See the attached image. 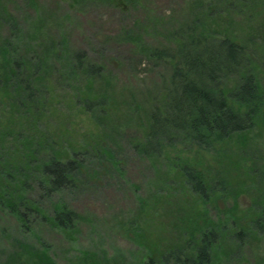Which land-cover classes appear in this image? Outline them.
<instances>
[{
	"label": "rangeland",
	"instance_id": "rangeland-1",
	"mask_svg": "<svg viewBox=\"0 0 264 264\" xmlns=\"http://www.w3.org/2000/svg\"><path fill=\"white\" fill-rule=\"evenodd\" d=\"M1 1L4 12L19 26L20 41L29 40L28 32L36 44L40 40L34 38L35 30L41 39L64 37L68 49L83 52L84 63L98 67L100 73L49 84L51 93L36 136L59 142L64 156L78 153L83 168L73 185L49 198L40 199V191L32 186L30 197L39 199L44 218L31 215L29 231L0 208V264H20L21 244L44 252L53 264H138L149 256L161 261L168 248L185 246L184 232L198 222L195 219L189 225L188 215L197 211L216 219L220 209L235 200L238 209L246 210L255 194L264 192L262 129H253L257 134L248 146L238 140L225 144L236 153L181 144L166 150L168 161L166 153L148 157L139 149L146 111L171 73L168 58L158 59L151 52L173 50L192 25L207 24L217 38L228 28L246 46L264 92V0H241L246 5L243 12L235 7L240 0H233L234 5L229 4L231 0ZM6 17L0 18L4 36L9 33ZM237 79V75L230 77L226 85L233 86ZM86 94L97 102L91 109L81 99ZM106 97L107 109L99 102ZM176 157L197 162L208 173L221 169L223 178L227 172L233 185L234 179L242 183L225 201L203 203L178 168H171ZM238 160L245 170L241 176ZM222 180L217 177L220 189ZM57 205L75 212L71 228L54 225ZM230 245L215 249L213 263L264 264V232L255 231L244 242L234 240ZM181 250L190 253L191 249Z\"/></svg>",
	"mask_w": 264,
	"mask_h": 264
},
{
	"label": "trees",
	"instance_id": "trees-1",
	"mask_svg": "<svg viewBox=\"0 0 264 264\" xmlns=\"http://www.w3.org/2000/svg\"><path fill=\"white\" fill-rule=\"evenodd\" d=\"M1 2L0 18L8 16L9 33L0 34V208L14 215L21 228L29 231L31 215L44 218L39 199L30 197L32 186L40 191V199L49 198L73 185L75 176L83 168V159L78 153L64 156L59 142L50 143L46 137L36 136L35 130L43 122L51 93L48 86L86 78V74L98 76L100 70L84 63L83 52L70 51L64 37L41 39L35 30L34 38L42 43L37 40L34 44L28 32L25 37L29 40L20 41L19 26L4 12ZM232 3L233 0L229 1L234 5ZM242 3L240 0L235 4L241 7V12L246 7ZM229 33L225 28L217 38L215 29L201 22L190 26L188 32H182V41L173 50L151 52L158 59L168 58L171 73L168 81L156 90L146 111V126L139 145L144 155L154 157L166 153L164 156L170 161L166 150L181 144L199 150L236 153L225 144L238 140L248 146L257 134L253 129L264 130V92L258 83L256 66L246 46ZM234 75L238 79L228 87L226 81ZM81 99L90 109L97 104L91 102L87 94ZM99 102L107 109V97ZM5 108L6 114L3 113ZM84 154L95 156L87 151ZM240 160L237 164L241 176L245 170ZM171 163V168H178L203 203L215 205L219 199L225 201L242 183L234 179L233 185L227 172L224 178L221 169L208 173L207 168L198 167L197 162L186 158L181 161L176 157ZM217 177L225 179L222 186L220 184L221 189ZM255 195L248 209H238L235 200L229 207L220 209L216 219H207L197 211L188 215L189 225L192 220L198 219V222L184 232L183 235H187L185 246L168 248L161 261L149 256L138 264H167L169 261L215 264V249H227L234 240L244 242L254 236L255 231L264 232V192ZM60 207L53 209L54 225L71 228L75 212L64 205ZM20 249L23 251L20 264H53L44 252L33 251L31 246L21 244ZM181 249L191 250L189 253Z\"/></svg>",
	"mask_w": 264,
	"mask_h": 264
}]
</instances>
